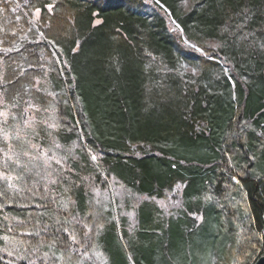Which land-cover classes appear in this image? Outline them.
<instances>
[{"label": "trees", "instance_id": "trees-1", "mask_svg": "<svg viewBox=\"0 0 264 264\" xmlns=\"http://www.w3.org/2000/svg\"><path fill=\"white\" fill-rule=\"evenodd\" d=\"M0 102L38 128L34 147L0 137V264H99L121 237L154 264L264 255V0H0ZM54 144L62 162L25 157ZM104 176L138 197L136 228L94 200Z\"/></svg>", "mask_w": 264, "mask_h": 264}, {"label": "rangeland", "instance_id": "rangeland-1", "mask_svg": "<svg viewBox=\"0 0 264 264\" xmlns=\"http://www.w3.org/2000/svg\"><path fill=\"white\" fill-rule=\"evenodd\" d=\"M36 16H38V12H36ZM190 46L193 47L192 45ZM196 49L203 53V50L198 49V48ZM204 54L208 57H214L213 52L205 51ZM178 70L180 72L182 80L184 81L183 83H186L187 85H192L193 83L197 82V76L200 70V66L195 65V64L194 66H190L189 64L182 63L178 67ZM225 72L226 74H229V69L225 68ZM232 82L234 83L233 80ZM1 108H2V102H0V113L6 112V111L1 110ZM11 116L12 115L9 112H7L6 119L3 115H0V137L5 138V133H7V138H5L7 141H10L11 139H21L25 143H30V145L34 147L33 142H31V140L35 136L37 129H38L36 127L35 119H32L28 123L27 127H22L19 122L15 124H11L9 121ZM47 118L53 119L54 115L48 114ZM55 144L53 148L51 147L49 148V151H51L53 154L50 157L47 155L46 150L41 151L38 146L36 150L34 148H31L34 150V152L37 151V153L26 150L25 157L26 156L33 157L34 159L41 160L45 163L53 162L52 159H55L54 161L62 162V159L65 158V155L59 151L58 144L57 146ZM260 148L262 147L260 146ZM104 177H105L106 186L95 187L92 189L94 200L96 201L97 204L103 205L105 210H109L110 208H112L116 219H118V217L121 214H125L126 216L129 217L131 228L132 229L136 228L137 227L136 207H137L138 197L133 195L130 189H126L125 186L119 180H116L114 178H109L107 176H104ZM117 197H120L119 204L118 202H116ZM153 200L156 202V204L161 209L162 211L161 216L163 218L170 219L171 217H178L182 213V210L172 207L169 204L167 199L155 198ZM175 229H176L175 227L173 228L171 227L168 231L166 240L169 243L171 242V240L174 239V237L172 236L173 234L172 231H175ZM200 233L202 234L203 231L200 230ZM134 240L135 242L132 246L128 242V240L121 237L122 247H124V250L127 254L125 256L120 252L121 250H118V249L111 256L109 253L106 254L104 251L100 250L97 246L93 248V251L91 252V254L94 256L95 260L99 264H154L153 263L154 258L156 262L158 261V259H160L161 254L159 253H157L156 257L155 255L153 257L154 252L152 251V244L150 243V241H146V239L144 241L138 237L135 238ZM202 241L204 242L205 249L206 248L209 249L211 247V242L213 240L207 238L206 236H204V239H202V237L196 238L194 244L196 243L198 246L193 245V248L191 249L194 253L198 251L197 249L201 248L200 244ZM173 245L175 244L170 243V247ZM8 249L10 253L14 256L16 255L21 256L24 254V251L17 244L9 243ZM85 258L87 260L93 261L92 258L89 256V253L85 255ZM191 260H192L191 263H194V264L197 263L196 257H191ZM202 260L203 262L206 263L208 262L209 259L205 258ZM75 264H86V262L81 261L80 263H75Z\"/></svg>", "mask_w": 264, "mask_h": 264}, {"label": "snow or ice", "instance_id": "snow-or-ice-1", "mask_svg": "<svg viewBox=\"0 0 264 264\" xmlns=\"http://www.w3.org/2000/svg\"><path fill=\"white\" fill-rule=\"evenodd\" d=\"M39 11V10H37ZM97 23H99V21H97ZM4 51H7V49H5ZM5 91H7V88H5ZM30 107H33L32 105H29ZM0 115H3L5 117V119L7 118V112H3V113H0ZM25 123L27 124V121H25ZM54 127V125H53ZM5 138H7V133H5ZM93 159H95V157H93ZM59 162V161H57ZM6 179H10L8 177H6ZM65 231H67V229H65ZM73 239H75V237H73Z\"/></svg>", "mask_w": 264, "mask_h": 264}, {"label": "water", "instance_id": "water-1", "mask_svg": "<svg viewBox=\"0 0 264 264\" xmlns=\"http://www.w3.org/2000/svg\"><path fill=\"white\" fill-rule=\"evenodd\" d=\"M254 264H264V255L261 256Z\"/></svg>", "mask_w": 264, "mask_h": 264}]
</instances>
